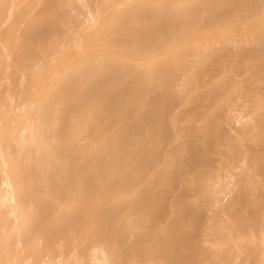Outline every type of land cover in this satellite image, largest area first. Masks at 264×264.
I'll list each match as a JSON object with an SVG mask.
<instances>
[{
    "label": "bare ground",
    "instance_id": "obj_1",
    "mask_svg": "<svg viewBox=\"0 0 264 264\" xmlns=\"http://www.w3.org/2000/svg\"><path fill=\"white\" fill-rule=\"evenodd\" d=\"M0 264H264V0H0Z\"/></svg>",
    "mask_w": 264,
    "mask_h": 264
}]
</instances>
